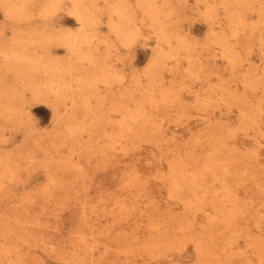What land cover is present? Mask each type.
Segmentation results:
<instances>
[{"label": "rangeland", "instance_id": "rangeland-1", "mask_svg": "<svg viewBox=\"0 0 264 264\" xmlns=\"http://www.w3.org/2000/svg\"><path fill=\"white\" fill-rule=\"evenodd\" d=\"M0 264H264V0H0Z\"/></svg>", "mask_w": 264, "mask_h": 264}]
</instances>
